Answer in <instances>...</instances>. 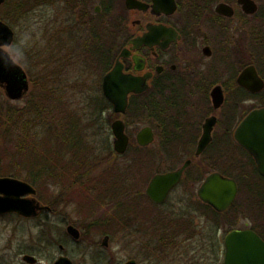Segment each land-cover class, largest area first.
Instances as JSON below:
<instances>
[{"label": "flooded vegetation", "instance_id": "flooded-vegetation-1", "mask_svg": "<svg viewBox=\"0 0 264 264\" xmlns=\"http://www.w3.org/2000/svg\"><path fill=\"white\" fill-rule=\"evenodd\" d=\"M136 1L142 4L141 8H130L127 5V0H54L51 5H42L30 12L28 17H30V24H41L44 30L54 28L60 40L64 42L70 37L69 42H65L70 46H95L106 49L115 46L119 48L112 66L97 69V63L95 67L87 71L85 76L78 79L81 88L85 89V93L99 92L108 102V108L101 106L93 109L92 119H99L101 116L98 112H102L109 123L111 120V129L114 122L122 121L125 126V133L129 137L128 149L133 146V140L141 149H148L155 141L159 142L160 145L172 143L174 148L170 147V150L166 151V159L178 158L180 157L179 153L185 154L184 156L187 157L179 167L160 172L163 174L177 171L187 164L180 183L171 190L165 202L156 204L147 195L150 181L156 174H159V172H155L144 193L138 194L140 200H136L137 204L140 203L147 212L152 211L153 213L159 207H167L166 204L170 203L177 191H179L177 204L181 206L187 203L185 193L188 192V189L183 183H185L187 175H190L193 165L213 143L223 144L222 148L233 143L235 145L232 148L234 154H237L240 149L245 151L252 173L264 180L254 157L239 146L234 134L238 125L248 114L256 109L264 108V89L259 93H254L239 83L240 75L249 67H254L259 77L264 81V8L256 0H254L257 4L255 14L246 13L238 0ZM220 5L228 6V11L233 12L232 16L221 14L217 9ZM47 7H52L53 12L38 13L40 10H46ZM8 25L10 26V24ZM149 27L152 29L151 47L141 45L136 49L133 41L145 36L149 32ZM125 49L130 52L128 57L120 58ZM135 57L140 59L139 63L135 62ZM118 60L125 75L148 76L149 89L140 94H129L125 113L115 112L114 105L105 96L103 88L105 76L114 69ZM83 69L90 68L83 67ZM89 79L92 80L91 83ZM216 93H220L223 98L219 107H216L213 99V95ZM146 95H150L151 112L147 111L145 115H141L136 109L133 111L134 105L131 103H140ZM111 110L112 113L109 115ZM160 115L165 120H163L165 123V129L162 130L163 134L159 133L162 125L157 121ZM85 123L87 122L81 124L83 129L92 127V125H85ZM141 123L146 124L144 127H151L154 133V141L146 147L140 146L137 141V134L142 128L135 137L130 135L127 129L129 124L134 126ZM208 123H213L211 142L206 150L198 156V145L205 135V126ZM234 127L236 128L233 132L232 128ZM112 136L115 140L114 133ZM113 153L117 158L121 156L115 151V148ZM143 153L155 158V155L149 151ZM150 166L157 168L156 158L155 161L150 162ZM142 167L148 168V165ZM204 180L205 178L200 186ZM134 188L143 190L144 185L139 183ZM199 188L197 189L198 198ZM123 192H121V203L126 202V193L123 194ZM144 195L148 200L145 199ZM79 197H85V194L82 193ZM81 199L84 202L85 198ZM78 200V197L72 200L71 198L67 199L63 190L58 189L55 210L37 199L41 206L47 207L38 216L31 218L17 214H9V216L13 215L11 217L17 220H35L38 222L37 227L40 231L41 229L48 230L44 221L49 220L53 224L51 220L53 215L60 220L64 227L63 232L60 233V238L54 236L53 227L45 239L41 238V232L38 235L39 243L57 244L59 247V251H56L57 256L53 257L55 259L53 264L61 259L68 260L71 264H113L112 259L106 256L108 251H90V247L95 245V240L99 237H103V239L102 241L99 240V244L96 246L101 245L102 247L109 246V244L108 246L103 245L106 237H109V241L113 238L110 233H107L110 231L108 227H101L96 230L93 225L94 216L88 217L84 211V205L81 206L83 202L79 204ZM199 201L200 205L210 207L200 198ZM90 203V201L86 202V206ZM72 207L75 217L69 214ZM158 214L159 212L152 215V219ZM173 218L181 219L184 225L189 224L190 217L188 215ZM145 222L148 224L144 230L146 233H137L128 237L127 227L124 224L115 236L121 238L122 242L126 244H128V239L135 241L138 238L141 240V237H155L158 233L159 222L157 220H145ZM70 226L79 231L80 237L78 239L69 232ZM187 228L189 226L178 237L189 242V229ZM234 230L240 231V229L231 231ZM260 232L263 234L262 231ZM257 234L264 240L261 234ZM71 243L75 246L81 243L88 244L84 246L82 251H67ZM141 252L146 257L155 254L151 261L159 256L158 251ZM25 256H32L37 260L34 264L39 263L40 258L32 254L23 255L24 263L31 264L24 261ZM130 260L134 259L128 261ZM134 261L138 264L136 260ZM154 263L157 264L158 261L155 260Z\"/></svg>", "mask_w": 264, "mask_h": 264}, {"label": "trees", "instance_id": "trees-1", "mask_svg": "<svg viewBox=\"0 0 264 264\" xmlns=\"http://www.w3.org/2000/svg\"><path fill=\"white\" fill-rule=\"evenodd\" d=\"M256 1L264 2V0ZM53 2L54 0H7L0 7V19L7 20L10 23V19L16 15L13 20L15 26V23L20 19H29L28 14L30 12L42 5L49 6ZM13 24L10 23L11 26ZM30 28L31 26L28 27V29ZM69 38L65 42H69ZM65 42L60 40L54 28L52 30H44L43 27L42 30H38L36 34H31L23 42L24 45L32 44L31 46H37L35 52L31 53L25 50V55L22 56L18 54L15 48V45L21 42L18 37L15 39L10 53L25 69L31 82L35 84L37 89L33 90L32 93L38 97L33 95V99H37L29 101L21 111L13 110L10 107V101L7 99L0 105V177L24 179L23 181L30 183L34 187L36 186L38 200L50 205L53 210H55L58 200V189L63 190L67 199L71 198L72 200L78 197L79 204L83 202L81 198H85L81 206L84 205V211H86L88 217L94 216V227L96 230L97 228L108 227L110 231L107 233L112 235V241L114 242L117 240L116 232L124 224L127 227L128 237H130L137 233H146L144 230L148 224L145 220H157L159 222L162 219L161 225H169L170 229L166 228L165 231H161L159 227L158 232L160 230L161 234L156 237L157 242H155L153 250L164 252L166 247H168L177 251L179 234L189 226L187 228L189 229V236L192 235L193 231L190 230H194V219L190 218L189 224L186 225L181 219L173 217L167 218L157 215L152 219V212H147L146 208L136 202L137 199L140 200L138 194L144 192L143 190H137L134 186L139 183L145 184V181L151 175L152 166H150V162L152 161L149 160L150 162L142 164L141 161L132 157L127 165H119L116 162L117 156L113 151L110 152V158L95 153L92 147L89 148L82 141L83 135L81 132L85 131L81 127L83 122L77 117V119L72 117L67 106L63 105L62 107L60 95L52 88L45 86L48 85L46 81L42 85L40 81L34 78L35 70L36 73L41 74L44 71V63L54 58L51 52L40 47L43 44H48L46 47L64 49L61 52L59 66L57 67V77L60 76L61 62L67 63L66 55L62 56V53L67 48L70 49L71 54L68 56V63L64 66L63 71L65 72L67 67L74 64L79 67L77 69H80L81 77L85 76L87 71H90L97 63V69L112 66L119 48L115 46H111L108 49L95 46L77 47L70 46ZM78 50L82 51V53L78 54ZM73 53L74 55H72ZM83 67H89L90 69H83ZM39 79L47 80L50 77L39 76ZM100 98L101 102H96L97 106L95 105L93 109L101 106L108 108V102L104 96L101 95ZM131 104L134 105L133 111L136 109L141 115H145L147 111L151 112L150 95L144 96L140 103L133 102ZM163 120L162 115L157 119L164 130L165 120ZM51 130H54L56 137H51L49 143H47V136L44 135V132H50ZM134 145H136L135 142L132 147H129L128 153L124 157H129L133 153V148L143 151V149ZM172 145L171 143L169 146L174 148ZM233 147L232 143L225 148ZM240 151L247 157L245 151L242 149ZM146 160L148 161L147 158ZM147 165L148 168H141ZM248 166L250 167V163ZM142 172L143 174H141ZM217 172L234 178L238 182L239 187H242V191L250 194V209L260 205L262 210H264V193L261 196L259 191L264 188V180L260 176L254 175L249 168L244 171V173H247L245 182L223 170ZM124 190L126 192H123ZM121 192L123 194L126 193L125 203H121ZM82 193L85 194V197H79ZM87 200L91 202L88 206H86ZM161 209L163 208L159 207V210ZM198 211L202 216H206L215 223L216 226L221 225L219 219L223 214L215 212L206 205H201ZM162 215H164V212ZM44 223L47 225L48 230L44 231L41 229L40 232L41 238L45 239L51 227L54 228V224L49 220L44 221ZM161 225L159 224V226ZM252 229L264 237L260 232L262 231L260 228L254 227ZM118 239L120 240L121 238ZM146 240L142 246L143 250L145 248L149 250L150 244L155 241V238L152 237L149 240L146 238ZM127 242L129 243L130 240L128 239ZM98 244L99 241L95 240V246Z\"/></svg>", "mask_w": 264, "mask_h": 264}, {"label": "rangeland", "instance_id": "rangeland-1", "mask_svg": "<svg viewBox=\"0 0 264 264\" xmlns=\"http://www.w3.org/2000/svg\"><path fill=\"white\" fill-rule=\"evenodd\" d=\"M259 3L264 8V2L259 1ZM2 5H4V3L1 4L0 7ZM52 12V7H47L46 10L38 11L40 14ZM15 16L16 15H14V18L10 19V23L13 24ZM29 19L22 18L15 23V26L14 24L13 26L10 25L13 27L16 36L21 42L16 44L15 48L18 54L22 56L25 55V50L31 53L35 52L37 46H31L32 44L24 45L23 42L26 41L31 36V34H36L38 30L43 29V25L41 24H30L29 22L31 21ZM4 22L6 24H10L7 22V20ZM29 26H31L30 29H28ZM47 45L48 44H43V46L40 47L51 52L54 58L53 60H47L44 63V71L41 74L36 73L35 70L34 78L40 81L42 85H44V82L46 81L48 85L45 86L52 88L60 95L62 107L63 105L67 106L72 114V117H75V119L78 118L82 122H87L85 125H92L90 128H84L85 133L81 132L84 136L83 141L89 146V148L92 147L95 153L99 154L100 156L110 158V152L114 150L111 120L109 123L106 116L102 112H98L99 116H101L99 119L93 120L91 114L94 106L101 102L100 97L102 94L96 91L92 93H85V89L81 88L78 80L82 76L80 69H77L78 66L76 67V65L72 64L66 68L65 72L63 71L64 66L68 63V56L71 54L69 48L65 49V51L62 53V56L66 55L67 63L64 64L63 61L61 62L60 76L57 77V67L59 66L61 52L64 49L57 47H46ZM12 47L13 45L6 48L7 51L11 52ZM79 53H82V51L78 50V54ZM72 55H74V53ZM39 76H49L50 79H39ZM91 81L92 80L89 79L90 83ZM94 84L96 83L94 82ZM36 89L37 88L35 87V84L32 83L29 78L28 93L23 98L12 101L6 97L4 91L0 88V105L5 99H7L10 101V107L13 110L21 111V109L33 99V95L36 96V94L32 93L33 90ZM110 113H112V110L109 111V115ZM129 126L127 128L128 133L135 137L137 132L146 126V124L141 123L140 125L134 126L129 124ZM235 128L236 127L232 128L233 132ZM162 130V128L159 129L160 134H163ZM44 135L47 136V143H49L51 137H56L54 130H51L50 132L45 131ZM134 142L135 140H133V143ZM222 145L213 143L206 153H204L193 165L190 175H187L186 181L183 183L186 189H188V192L185 193V199L188 200L187 203L181 206L177 204L179 196V191H177L172 198L170 197L171 200L170 203L166 204L167 207L161 210L155 209V211H153L152 215H155L159 212L158 215L167 218L188 215L195 221L193 228L194 230H190L193 231V234L189 236V242L179 239L177 251L166 247V251L170 249L169 252H159L158 258L155 259L158 261L157 264H223L225 252L224 239L230 230H242L247 228L252 229L254 227H258L264 234V210H262V206L260 205L250 209V194H248L246 191H242V187L239 188V195L233 206L227 212L223 213V216L220 217L219 221L221 225L216 226L215 223L209 220L206 216H202L198 211L201 205L199 204L200 201L197 196V189L200 187L203 179L208 175L214 173L215 171L223 170L229 175L239 177V179H242V181L246 182L247 180V173H244L245 170L250 168L248 166L249 163L247 157L241 151H238L237 154H234V150L232 148H222ZM134 146L138 147V145ZM233 146L235 145L233 144ZM170 147L171 146H169V143L160 145L159 142L155 141L150 147H148V149H143V151L139 150L138 148H133V153H131L129 157H124L128 151L125 154H121V156H118L116 159V162L119 165H127L128 161L132 159V157H135L141 161L142 164H145L146 162L155 161L156 158L158 166L157 168H152L151 175L145 181L143 188L144 192L146 186L148 185L149 179L155 172L162 174L160 172L175 169L187 159V157L184 156L185 154L182 155L181 153H179L180 157L178 158H172L171 160L166 159L165 154L166 151L168 152ZM147 151L155 155V158L147 153H143ZM146 158H148L150 161H147ZM259 191L261 192V196H263L264 188L260 189ZM69 211V214L72 217H75L73 207L70 208ZM161 212H164V215H162ZM11 216L13 215L0 216V264H26L22 260L24 254H32L36 257H39L40 259L38 264H53L55 262L53 257L57 256L56 251H59V247L57 244L39 243L38 235L40 229L37 227L38 222L35 220H17ZM51 220L54 224V236L60 238V233L63 232L62 230H64V227L60 220L54 215L51 217ZM161 222L162 219L159 221L160 225ZM159 227L161 231H165L166 228L170 229V226L166 224H162ZM160 230L158 233H156V236L154 237L155 241L153 242H157L156 237L160 236ZM141 238L142 240L138 238L130 244H126L122 242L121 239L119 240L117 238L115 242L110 240L108 247L93 245L90 247V251H108L106 256L112 259L113 264H121L128 261L129 259L136 260L138 264L139 262L140 264H155V260L151 261L152 256L155 254L146 257L141 252L143 251L142 246L147 241L146 237ZM102 239L103 237H99L97 240L102 241ZM86 244L88 243H85V245ZM85 245L84 243H81L75 246L71 243V245L68 246L67 251H82ZM150 246L153 245L150 244ZM21 251L26 252L22 253Z\"/></svg>", "mask_w": 264, "mask_h": 264}, {"label": "water", "instance_id": "water-1", "mask_svg": "<svg viewBox=\"0 0 264 264\" xmlns=\"http://www.w3.org/2000/svg\"><path fill=\"white\" fill-rule=\"evenodd\" d=\"M6 0H0V5ZM157 1V0H156ZM239 4L248 14L257 12V4L254 0H238ZM130 8H141L142 4L136 0H127ZM221 14L232 16L226 5L218 6ZM15 40L13 29L0 20V88L12 101L23 98L29 91V78L24 68L18 64L5 48L12 46ZM152 29L145 36L133 41L136 49L141 45L151 47ZM129 51L123 50L120 55L128 57ZM120 60V59H119ZM119 60L114 69L105 76L104 94L114 105L115 112L125 113L128 106V97L131 93L140 94L149 89L148 76L135 77L125 75ZM136 63L140 59L134 58ZM241 86L259 93L264 89V81L259 77L254 67L247 68L239 78ZM216 107L222 103L220 93L213 95ZM213 123L205 126V135L200 141L197 155L202 154L211 142ZM115 136L114 148L119 154H125L129 146V137L125 133L122 121H116L112 125ZM235 139L251 156L254 157L260 174L264 177V108L256 109L248 114L238 125L235 131ZM138 144L142 147L150 145L154 141V133L151 127L142 128L137 134ZM187 164L173 172L157 174L147 188L148 197L156 204H162L169 196L171 190L180 183L183 171ZM239 193L238 184L234 179L214 172L206 177L198 190L199 198L218 213L226 212L236 201ZM37 190L30 183L11 177H0V215L17 214L26 218L36 217L47 207L41 206L35 198ZM69 232L78 239L79 231L73 226ZM109 237L103 241L108 246ZM24 261L34 264L36 258L25 256ZM56 264H71L70 261L61 259ZM124 264H137L130 260ZM223 264H264V240L253 230L246 229L232 231L225 237V257Z\"/></svg>", "mask_w": 264, "mask_h": 264}, {"label": "bare ground", "instance_id": "bare-ground-1", "mask_svg": "<svg viewBox=\"0 0 264 264\" xmlns=\"http://www.w3.org/2000/svg\"><path fill=\"white\" fill-rule=\"evenodd\" d=\"M25 70V69H24ZM27 73V72H26ZM236 131V130H235ZM235 134V133H234ZM240 146V145H239ZM243 148V147H242ZM157 175V174H156ZM226 177V176H225ZM229 178V177H228ZM238 188H239V186H238ZM238 195H239V193H238ZM238 197V196H237ZM235 203V202H234ZM215 211V210H214ZM228 211V210H227ZM226 211V212H227ZM216 212V211H215ZM218 213V212H217ZM225 213V212H224ZM219 214H223V213H219ZM0 216H6V215H0ZM8 216V215H7ZM153 235H155V234H153ZM150 239V237H148V240ZM131 242H134V240H131L128 244H130ZM153 246L155 245V242H152L151 243ZM224 245H225V239H224ZM153 246H150L149 247V250L150 251H154L153 250ZM142 250H143V248H142ZM149 250H147L146 248L143 250V252H147V251H149ZM224 255H225V252H224ZM225 257V256H224ZM224 262V261H223Z\"/></svg>", "mask_w": 264, "mask_h": 264}]
</instances>
